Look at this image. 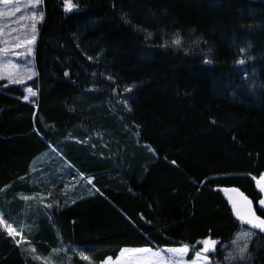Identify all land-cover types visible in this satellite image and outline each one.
<instances>
[{"label":"trees","instance_id":"trees-1","mask_svg":"<svg viewBox=\"0 0 264 264\" xmlns=\"http://www.w3.org/2000/svg\"><path fill=\"white\" fill-rule=\"evenodd\" d=\"M74 3L65 13L63 0H43L33 79L0 81V196L12 201L1 206L21 216L16 195L44 199L14 221L24 250L0 232V264H41L29 247L101 264L125 247L192 249L209 237L220 241L213 264H229L220 247L241 227L219 189L239 188L254 209L261 199L264 0ZM26 88L37 95L24 100ZM61 166L66 182L52 179ZM71 181L88 194L67 201ZM262 236L251 264H264Z\"/></svg>","mask_w":264,"mask_h":264},{"label":"snow or ice","instance_id":"snow-or-ice-1","mask_svg":"<svg viewBox=\"0 0 264 264\" xmlns=\"http://www.w3.org/2000/svg\"><path fill=\"white\" fill-rule=\"evenodd\" d=\"M42 4L43 0H29L25 8L33 11L24 19L30 21V23L24 24L22 31L15 28L12 29L13 32L17 33L13 37L15 43L4 41L5 46L0 47V79H6L11 84H23L25 79H31L34 75L30 67L14 63L12 60L7 59V57L9 54L17 57L22 55L20 52H15L14 49H24L27 55H32V46L36 41L37 24L44 19V13L39 8ZM0 5L3 6L0 8V18L15 17L16 13L21 11L19 0H0ZM76 8L77 5L74 3V0H63V10L65 13H70ZM4 35V27L0 26V37ZM171 43L179 46L181 44L179 36L174 38ZM240 52L247 54L248 50L242 47ZM88 59L91 60L92 57H88ZM205 63H211V60H205ZM237 63L244 65L247 61L241 58ZM68 75L69 73L65 72V76ZM25 91L28 95L23 97L24 100H28L29 96L34 97L37 95L36 91L32 88H26ZM127 91H131V89H127ZM213 123L215 122L213 121ZM252 179L256 182L259 192L264 193V174H261L259 178L253 176ZM87 182L91 184L92 180L88 179ZM219 190L223 192L228 203L231 205L236 220L241 225L248 226L247 230L241 229L231 240V250L226 253L225 259L230 264H249L252 258L250 251L252 242L259 234H264V215L257 214L258 211L264 210V199L258 201L259 209H254L253 201L240 191L239 188L224 187ZM22 199L28 200L31 198L22 197ZM46 207H51V205H46ZM0 232L6 233L15 242L17 247L31 243L25 238L24 226L17 227L15 222H10L2 212H0ZM18 236L20 237L19 239H17ZM261 239L264 240V236ZM198 243L202 244V248L195 253V259L192 261V264H211L208 254L217 251V245L220 241L209 237L198 241ZM190 250L188 244L158 249H153L152 247H125L120 250L115 258L111 256L106 257L101 261V264H187L185 256ZM26 251L32 253L33 260L41 261V264H50L48 260L36 254L34 247H29ZM79 256L87 264H92L90 256L85 255L84 251H80Z\"/></svg>","mask_w":264,"mask_h":264},{"label":"rangeland","instance_id":"rangeland-1","mask_svg":"<svg viewBox=\"0 0 264 264\" xmlns=\"http://www.w3.org/2000/svg\"><path fill=\"white\" fill-rule=\"evenodd\" d=\"M19 2L21 4V11L16 13L15 17L0 18V26H3L4 30H5V35L3 37H0V47L5 46L4 43H3L4 41H8L9 43H15V40L13 39V37L17 33L13 32L12 29L15 28V29H19L20 31H22L23 30V25L27 24V23H30V21L24 19L26 16L30 15L31 11H33L31 9H26L25 8V5L29 2V0H19ZM2 7L3 6L0 5V8H2ZM39 8L41 10V5L39 6ZM38 24H37V26H38ZM33 48H34V45L32 46V52H33ZM14 51L15 52H20V53H22V55L17 57L15 55L9 54L7 59L12 60L14 63L30 67L32 69L33 73H34L33 65H32V55H27V53L25 52L24 49H14ZM34 75L32 76L31 79H33ZM31 79H25L23 84H19V85H24V84L28 83ZM0 81H4L7 84H11L6 79H0ZM15 85H17V84H15ZM25 94L28 95V93L26 91H25ZM31 97L32 96H29V98H31ZM91 140L98 141V140H100V138H97L95 135H92L91 136ZM36 163L39 164L40 160L37 161ZM65 166L67 167V165H65ZM81 175H80V173L76 172V179L77 180L74 179L73 182H82V179H81L82 176ZM83 177H91V176H89L87 174H83ZM50 178L51 177H49V180H50ZM54 178H56V181H57L58 178H60V182H66L67 181L66 179L68 178V174H67L66 170L61 166L60 167V171L58 172V175H55L52 179H54ZM87 181L88 180H86L85 184H88ZM73 182L71 181V183H69V185H65L64 189L62 190V192H63L62 194L67 195V197H68L67 201H72L73 199L80 198V197L88 194V190H87V188L85 186L83 187V186L80 185V186L77 187V185L75 183H73ZM31 183H34L36 185V187H38V189L41 188V187H44L48 191H51L55 187V186H52L51 182H44V184H43V182H41L40 184H38L36 182H29V184H31ZM52 183H56V182H52ZM254 183H255V189L257 190V192H259L255 181H254ZM64 184H66V183H64ZM260 195H261V199H264V193H260ZM16 197H17L16 199H18L17 200V202H18L17 204L19 205L16 208V210L17 209L18 210H22L21 211L22 213L20 212L21 216L27 215L29 213L27 210H30V208H29L30 205H31V207H34V208H38V207L40 208L42 206L43 200H44L40 196H34V197L30 196L31 199H28V200L22 199V197H27V196H24V195H21V194L20 195H16ZM3 198H5V197L0 196V202H1L0 203V212L5 214V216L7 217V219L10 222L15 221V219L19 220L20 218H22L18 214L16 216H13L12 213L10 211H8L6 208H2L1 205H3L6 201L12 202L9 199L3 200ZM258 206H259V204H258ZM233 216H234V214H233ZM238 223L240 224L239 221H238ZM240 227H241V229H244V230L248 229L247 225H241L240 224ZM241 229H240V231H241ZM19 238L20 237L18 236L17 239H19ZM20 248L22 250L25 249L23 246L20 247ZM196 248H199V249L196 250ZM201 248H202V244L197 243L195 245V247H193L191 250H195L197 252V251H200ZM220 248H221L220 249L221 251L222 250L224 251V259H225L226 253L231 250V244L229 242L228 244H225V245L221 246ZM156 249H158V248H156ZM195 253H194V257L192 258V260H188L187 257H186L187 255L185 256V261L187 262V264H192V261L195 259ZM213 253H209V254H213ZM69 256H70V253H68V251H66V250H64V249H62L60 247L59 249L53 251L51 255H49L48 261L50 263H53V264H69ZM210 261H211V264H213V261L211 260V258H210ZM225 261H226V259H225ZM226 262H228V261H226ZM228 263L230 264V262H228ZM249 264H251V263H249Z\"/></svg>","mask_w":264,"mask_h":264},{"label":"crops","instance_id":"crops-1","mask_svg":"<svg viewBox=\"0 0 264 264\" xmlns=\"http://www.w3.org/2000/svg\"><path fill=\"white\" fill-rule=\"evenodd\" d=\"M21 226H24V234H25V232H26L25 224H23V225H21ZM21 226H20V227H21Z\"/></svg>","mask_w":264,"mask_h":264},{"label":"bare ground","instance_id":"bare-ground-1","mask_svg":"<svg viewBox=\"0 0 264 264\" xmlns=\"http://www.w3.org/2000/svg\"><path fill=\"white\" fill-rule=\"evenodd\" d=\"M86 250V249H85Z\"/></svg>","mask_w":264,"mask_h":264}]
</instances>
